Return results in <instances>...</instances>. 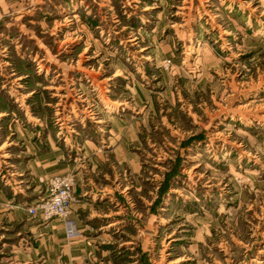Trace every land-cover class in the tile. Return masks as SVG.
<instances>
[{
  "label": "rangeland",
  "instance_id": "1",
  "mask_svg": "<svg viewBox=\"0 0 264 264\" xmlns=\"http://www.w3.org/2000/svg\"><path fill=\"white\" fill-rule=\"evenodd\" d=\"M67 174L88 264H264V0H0V264Z\"/></svg>",
  "mask_w": 264,
  "mask_h": 264
},
{
  "label": "crops",
  "instance_id": "2",
  "mask_svg": "<svg viewBox=\"0 0 264 264\" xmlns=\"http://www.w3.org/2000/svg\"><path fill=\"white\" fill-rule=\"evenodd\" d=\"M57 151V149H56ZM55 151V152H56ZM53 152H50L47 154L46 157H42V162H46L50 160L51 164V160L52 162H54V165H56L58 162H60V159H58L56 162L55 160V156H53ZM36 159L38 160L39 157H36ZM35 162H37L36 160H34ZM63 167L56 169V171H58L59 173L62 172H67L68 168L65 165H61ZM77 180H78V186L76 188L75 191V197L77 199V201L81 202L79 198H81L82 204H78V202L76 201L72 208H73V214L72 217L73 219L76 221V226L77 229L80 231H83V225H82V221L80 218V216L84 215L82 213H86L88 214L89 217H94V216H99V213L97 212V210H92L91 208H88V206H86L85 204L87 203L88 205L91 202H87L86 201V195H88L87 193L88 188H87V184L84 182H80L79 181V176H77ZM86 184V185H85ZM47 189V188H46ZM38 199H35V202ZM17 214H20L19 212H17ZM112 225V224H110ZM51 228L49 229H45L44 227H42V225L37 226V233L40 239H38L40 243H38V249H42L45 247V245L47 243L52 244V246H54L52 249L53 251H56L58 253H61L62 256H64V259L66 260L65 264H68V261H70V263L74 264L73 260H77V264H88L85 262L86 259H88L89 253L91 252V243L85 241L83 236H78L76 238H72V239H68L66 237V232H65V227H64V223L61 220H54L52 221V223L50 224ZM108 227H101V229L103 228H109L110 226L107 225ZM46 249V248H44ZM61 256V257H62ZM60 257V258H61ZM58 258V264L59 263V259Z\"/></svg>",
  "mask_w": 264,
  "mask_h": 264
},
{
  "label": "built area",
  "instance_id": "3",
  "mask_svg": "<svg viewBox=\"0 0 264 264\" xmlns=\"http://www.w3.org/2000/svg\"><path fill=\"white\" fill-rule=\"evenodd\" d=\"M166 61L165 65L169 66ZM78 186L77 177L71 174L54 176L47 185L43 198L38 199L26 210L30 216L39 218L45 223L61 220L64 223L66 237L76 238L80 231L72 218L73 204L76 202L75 191Z\"/></svg>",
  "mask_w": 264,
  "mask_h": 264
}]
</instances>
